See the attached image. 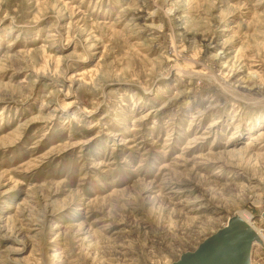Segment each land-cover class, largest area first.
Listing matches in <instances>:
<instances>
[{
    "label": "rangeland",
    "instance_id": "1",
    "mask_svg": "<svg viewBox=\"0 0 264 264\" xmlns=\"http://www.w3.org/2000/svg\"><path fill=\"white\" fill-rule=\"evenodd\" d=\"M234 216L264 264V0H0V264H175Z\"/></svg>",
    "mask_w": 264,
    "mask_h": 264
},
{
    "label": "water",
    "instance_id": "2",
    "mask_svg": "<svg viewBox=\"0 0 264 264\" xmlns=\"http://www.w3.org/2000/svg\"><path fill=\"white\" fill-rule=\"evenodd\" d=\"M253 236L251 227L239 217L208 238L194 253L185 254L175 264H251Z\"/></svg>",
    "mask_w": 264,
    "mask_h": 264
},
{
    "label": "bare ground",
    "instance_id": "3",
    "mask_svg": "<svg viewBox=\"0 0 264 264\" xmlns=\"http://www.w3.org/2000/svg\"><path fill=\"white\" fill-rule=\"evenodd\" d=\"M228 225H229V223H228ZM228 225H227V226H228ZM227 226H225V227H227ZM225 227H224V228H225ZM249 227H250V226H249ZM251 229H252V228H251ZM252 233H253V231H252ZM253 234H254V233H253ZM255 238H256V237H255V236H253L254 243H253L252 250H253V249H254V247H255V243H256V239H255Z\"/></svg>",
    "mask_w": 264,
    "mask_h": 264
}]
</instances>
